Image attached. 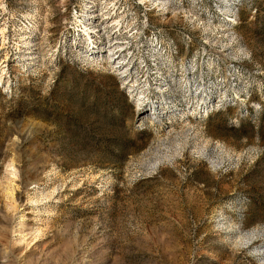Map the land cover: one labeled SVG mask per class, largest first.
Segmentation results:
<instances>
[{
  "label": "rangeland",
  "instance_id": "rangeland-1",
  "mask_svg": "<svg viewBox=\"0 0 264 264\" xmlns=\"http://www.w3.org/2000/svg\"><path fill=\"white\" fill-rule=\"evenodd\" d=\"M0 264H264V0H0Z\"/></svg>",
  "mask_w": 264,
  "mask_h": 264
},
{
  "label": "bare ground",
  "instance_id": "bare-ground-1",
  "mask_svg": "<svg viewBox=\"0 0 264 264\" xmlns=\"http://www.w3.org/2000/svg\"><path fill=\"white\" fill-rule=\"evenodd\" d=\"M13 175H16V171L14 170V168H13V170H12V172H11Z\"/></svg>",
  "mask_w": 264,
  "mask_h": 264
}]
</instances>
